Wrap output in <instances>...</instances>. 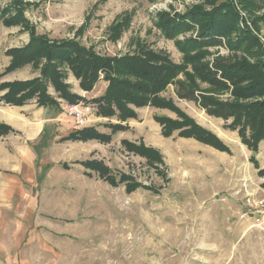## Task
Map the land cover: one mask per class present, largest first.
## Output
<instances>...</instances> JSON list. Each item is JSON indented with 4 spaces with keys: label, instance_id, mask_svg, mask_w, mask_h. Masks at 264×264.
Listing matches in <instances>:
<instances>
[{
    "label": "rangeland",
    "instance_id": "374dc122",
    "mask_svg": "<svg viewBox=\"0 0 264 264\" xmlns=\"http://www.w3.org/2000/svg\"><path fill=\"white\" fill-rule=\"evenodd\" d=\"M226 1L238 9L246 31L232 26L199 39L201 21L195 13L209 14ZM14 2L27 25L0 23V79L30 78L0 85L41 76L44 58L2 72L11 60L7 50L30 44L32 33L73 42L101 58L154 49L183 63L190 74L191 55L210 65L216 60L264 61V0H0V6ZM59 67L79 98L66 101L52 85L48 93L72 125L62 127V120L55 119L44 128L48 140L43 134L30 140L26 133L18 142L30 157L0 161V264H264V222L253 214L240 216L243 197H264V139L253 151L237 129L227 127L232 116L209 112L211 102L237 106L252 99L235 98L231 89L199 79L195 87L178 84L183 74L155 94L214 132L227 152L179 136L178 130L165 136L156 116L176 119L170 108L129 104L136 116L126 119L116 110L100 113L107 103L94 99L108 86L104 74L99 71L92 87L84 89L68 64ZM69 104L87 116L84 125L74 123ZM200 104H210L209 110ZM22 105L25 122L31 121L32 111L49 108L38 105L36 97ZM82 128L102 137L61 139ZM244 131L246 138L251 136L247 123Z\"/></svg>",
    "mask_w": 264,
    "mask_h": 264
},
{
    "label": "trees",
    "instance_id": "16d2710c",
    "mask_svg": "<svg viewBox=\"0 0 264 264\" xmlns=\"http://www.w3.org/2000/svg\"><path fill=\"white\" fill-rule=\"evenodd\" d=\"M17 8L16 2L4 8L0 6V23L6 26L27 25L25 17ZM195 16L197 17L195 20L201 21V29L198 33L200 36L198 38L201 40L225 33L232 26L241 32L246 31L240 24L238 9L230 1H226L220 9H216L214 12L209 14L197 12ZM30 38V44L7 50L8 53H11V60L2 72L19 68L31 60L40 64L39 61L44 58L45 62L40 66L41 76L30 80H16L1 84L0 89L6 91L1 95L0 101L5 104L22 105L27 100L36 97L38 105L56 110V102H54L53 96L48 93L49 85L53 86L58 97L69 102L76 101L79 96L70 91L68 83L64 82V76L60 71L59 66L66 63L69 70L80 80V85L84 89L92 87L98 79L99 71L104 74L108 86L105 93L94 99V101L107 103L101 106L100 113L113 115L116 110L118 117L126 119L136 116L129 104L135 106L150 104L170 108L176 112V119H171L168 116H156L165 136H170L174 130H178L179 136L191 137L218 150L228 152L229 147L214 132L199 125L195 119L178 106L172 105L171 100L155 95L174 81L175 77L183 74L184 81H178V84L183 83L182 85L188 84L187 87L190 85L195 87L196 79H199L208 82L215 88L231 89V95L235 98L252 99L253 101L251 100L248 104H238L237 106L231 103L222 106L220 102H211L213 110H209L210 104L200 105L217 116H232V121L227 124V127L237 129L242 142L247 143L253 151L257 149L256 143L260 139H264V61L216 60L210 65L197 59V55H191L189 61L194 65L193 72H191L193 74H190L184 70L183 63H176L171 60L169 55L154 49L142 48L137 52L117 58H101L73 42L48 41L45 37L36 36L34 33ZM191 43L198 45L195 40H192ZM185 92L187 91L179 93V95ZM217 106L218 108L215 109ZM230 107L231 109H229ZM246 123L252 131L251 136H247V138L244 134ZM9 130L8 125L0 122V135ZM43 135L46 140L50 138L48 137L50 133H43ZM90 137L100 138L102 135L93 129L82 128L69 132L61 139L76 140ZM142 147L153 153L155 151L145 145ZM102 169L106 168L102 166ZM262 173L264 172L262 171Z\"/></svg>",
    "mask_w": 264,
    "mask_h": 264
},
{
    "label": "crops",
    "instance_id": "0c3cea01",
    "mask_svg": "<svg viewBox=\"0 0 264 264\" xmlns=\"http://www.w3.org/2000/svg\"><path fill=\"white\" fill-rule=\"evenodd\" d=\"M28 76L29 75L26 76L17 75L16 77L13 76L11 79L10 78L0 79V82L10 81L13 79H28L30 78ZM0 94H2V91H0ZM24 106L25 105L19 106V105H8V104L0 103V121L8 124L13 129V131L8 135L0 136V161H4L5 159L8 158H11L13 160L23 161L25 160L24 159L25 154L30 157L29 154L30 152H28V149L26 150L25 144L22 142H18L19 138H24V139L26 138L25 137L26 133H27V139L30 140L37 139L38 137H40L41 134L44 133V128L46 129V126H50V124H53L54 123L53 121L55 119L62 120L61 121L62 127L69 128L72 125L70 119L66 118L65 115L61 114L62 111L58 112V110H55L54 108H43V109L41 108L40 111L36 112V114L32 111L31 121L25 122L26 116L24 115L25 114ZM42 112L43 115L41 116ZM55 112H58V114H56ZM62 116L65 118H63ZM8 139L9 142H7ZM14 149H16L15 152L11 151ZM18 150L22 151L19 154V158L21 157L20 159L17 157ZM2 178H4V182L2 183V185H5V188L3 186V190H4L7 189V184L5 182V178L7 177L3 176Z\"/></svg>",
    "mask_w": 264,
    "mask_h": 264
},
{
    "label": "built area",
    "instance_id": "2783aa9c",
    "mask_svg": "<svg viewBox=\"0 0 264 264\" xmlns=\"http://www.w3.org/2000/svg\"><path fill=\"white\" fill-rule=\"evenodd\" d=\"M67 111L73 117L77 126L84 125L87 122V116L76 105H67ZM242 203L244 207L243 212L240 214L241 217L253 214L257 222H264V197L255 198L252 194H247L243 197Z\"/></svg>",
    "mask_w": 264,
    "mask_h": 264
}]
</instances>
